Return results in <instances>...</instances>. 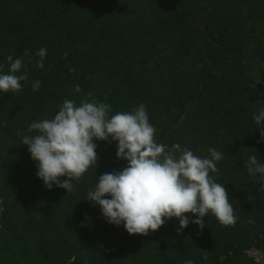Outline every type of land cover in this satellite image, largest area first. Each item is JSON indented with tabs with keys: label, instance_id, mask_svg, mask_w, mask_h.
<instances>
[{
	"label": "trees",
	"instance_id": "trees-1",
	"mask_svg": "<svg viewBox=\"0 0 264 264\" xmlns=\"http://www.w3.org/2000/svg\"><path fill=\"white\" fill-rule=\"evenodd\" d=\"M8 56L27 79L0 92V264H259L249 252L264 254V191L245 164L253 154L264 163V123L253 119L264 108V0H0V74ZM65 100L107 103L110 115L143 103L157 143L222 152L210 175L235 226L211 213L202 230L177 232L172 218L147 236L109 224L87 192L127 166L116 141H94L96 168L72 192L47 189L22 139Z\"/></svg>",
	"mask_w": 264,
	"mask_h": 264
},
{
	"label": "clouds",
	"instance_id": "clouds-1",
	"mask_svg": "<svg viewBox=\"0 0 264 264\" xmlns=\"http://www.w3.org/2000/svg\"><path fill=\"white\" fill-rule=\"evenodd\" d=\"M46 49L37 53V67H44ZM7 73L0 74V92L15 93L22 89L27 74L22 73L23 62L7 57ZM0 73L3 67L0 66ZM21 73V74H17ZM260 83V81L258 82ZM39 80L32 85L38 91ZM254 86V85H253ZM80 92L79 85L75 87ZM111 105L83 100H65L51 119L33 122L29 135L22 139L31 159L37 162V177L51 190L53 185L67 193L75 182L97 165V145L94 141H116V157L127 161L122 171L104 173L87 192V201L98 205L109 224H123L129 235L147 236L161 228L166 220L179 221L177 232L189 223L201 230L204 218L211 213L225 227L235 226L237 216L224 185L217 183V162L224 159L222 152L209 148V157L202 158L187 148L175 144L171 149L155 140V127L149 122L146 106L141 103L130 112L111 114ZM253 119L264 123V108ZM264 142V126L258 128ZM245 167L249 176L256 178L264 191V163L253 154ZM61 177H66L61 181ZM255 197L248 196L252 201ZM186 214L195 216L190 220ZM251 222V221H250ZM184 264H192L185 261Z\"/></svg>",
	"mask_w": 264,
	"mask_h": 264
},
{
	"label": "built area",
	"instance_id": "built-area-1",
	"mask_svg": "<svg viewBox=\"0 0 264 264\" xmlns=\"http://www.w3.org/2000/svg\"><path fill=\"white\" fill-rule=\"evenodd\" d=\"M2 207L0 205V217H1ZM249 255L252 256L257 263L264 264V254L258 251H250Z\"/></svg>",
	"mask_w": 264,
	"mask_h": 264
}]
</instances>
